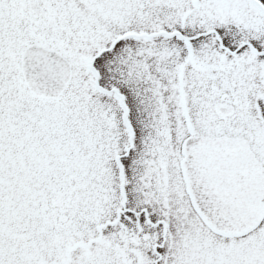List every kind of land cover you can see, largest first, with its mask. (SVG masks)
<instances>
[{"label":"snow or ice","instance_id":"snow-or-ice-1","mask_svg":"<svg viewBox=\"0 0 264 264\" xmlns=\"http://www.w3.org/2000/svg\"><path fill=\"white\" fill-rule=\"evenodd\" d=\"M0 264H264V0H0Z\"/></svg>","mask_w":264,"mask_h":264}]
</instances>
